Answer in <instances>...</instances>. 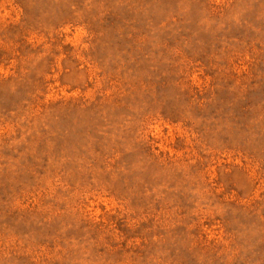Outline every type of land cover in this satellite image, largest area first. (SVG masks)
<instances>
[{
  "label": "rangeland",
  "instance_id": "1",
  "mask_svg": "<svg viewBox=\"0 0 264 264\" xmlns=\"http://www.w3.org/2000/svg\"><path fill=\"white\" fill-rule=\"evenodd\" d=\"M0 264H264V0H0Z\"/></svg>",
  "mask_w": 264,
  "mask_h": 264
}]
</instances>
